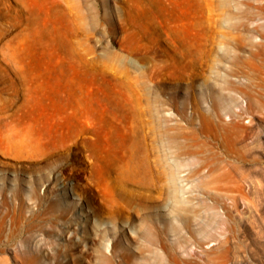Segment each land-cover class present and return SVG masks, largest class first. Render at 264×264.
I'll use <instances>...</instances> for the list:
<instances>
[{"label":"rangeland","instance_id":"obj_1","mask_svg":"<svg viewBox=\"0 0 264 264\" xmlns=\"http://www.w3.org/2000/svg\"><path fill=\"white\" fill-rule=\"evenodd\" d=\"M156 263L264 264V0H0V264Z\"/></svg>","mask_w":264,"mask_h":264},{"label":"bare ground","instance_id":"obj_2","mask_svg":"<svg viewBox=\"0 0 264 264\" xmlns=\"http://www.w3.org/2000/svg\"><path fill=\"white\" fill-rule=\"evenodd\" d=\"M103 130L100 129L97 125H94L92 127V133H93V136H94V140L95 141H98L99 140V134L102 132ZM138 147V146H137ZM157 148L158 146H152L151 148V153L153 156H155V163L158 167L159 166V162L161 163L162 167H161V172L162 174L166 177V180L168 182H173L176 178V172H175V164L173 162H171L169 156H168V153L165 151L163 154H161V156L158 158L157 157ZM135 150V157H138V158H134L136 159V162H134L133 166H134V170H135V173H137L138 175H143V176H147L148 173H151V174H155V168L151 169L148 167L147 164H144L143 162H141L139 159H142L140 158L141 155H139V152L137 149H134ZM160 150V149H159ZM138 159V160H137ZM180 161V160H179ZM185 161V160H184ZM151 164V163H150ZM153 165V164H152ZM179 166V165H178ZM151 167V166H150ZM137 171V172H136ZM230 173V172H228ZM218 253V252H217ZM216 255V254H215ZM219 255V254H218ZM160 263V262H158ZM157 264V263H156Z\"/></svg>","mask_w":264,"mask_h":264}]
</instances>
